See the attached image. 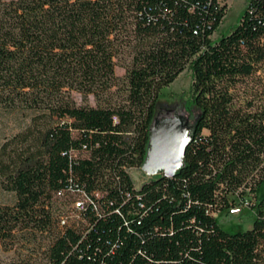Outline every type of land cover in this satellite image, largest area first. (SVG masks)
I'll use <instances>...</instances> for the list:
<instances>
[{
  "label": "trees",
  "instance_id": "obj_1",
  "mask_svg": "<svg viewBox=\"0 0 264 264\" xmlns=\"http://www.w3.org/2000/svg\"><path fill=\"white\" fill-rule=\"evenodd\" d=\"M225 9L0 0V111L22 118L0 145V189L14 197L0 205V245L44 234L37 264H264V0H247L213 40ZM183 70L193 113L182 165L136 188L129 170L144 160L160 92ZM58 197L81 202L77 222L54 220ZM240 205L250 228L220 229L213 214Z\"/></svg>",
  "mask_w": 264,
  "mask_h": 264
},
{
  "label": "rangeland",
  "instance_id": "obj_2",
  "mask_svg": "<svg viewBox=\"0 0 264 264\" xmlns=\"http://www.w3.org/2000/svg\"><path fill=\"white\" fill-rule=\"evenodd\" d=\"M221 1L224 2L226 7L225 14L216 31L211 36V39L213 40L220 35L229 33L230 30L233 29L247 0ZM122 66L123 63L119 62L114 67V74L120 79V82L124 74ZM189 84V72L183 70L172 83L161 90V98L158 101L156 116H162L164 113L176 114L190 125L191 113L193 112L189 106L187 95ZM120 93L121 91L118 90L115 95ZM72 97L76 105L82 104L78 95L73 94ZM86 104L91 107L95 106V102L91 97L87 98ZM21 125L22 118L20 115H8L0 111V145L8 140L11 135L18 132ZM129 175L136 188L150 178L140 171V169L129 170ZM263 194L264 183L258 189L257 196L260 197L263 196ZM13 200L14 197L11 193L0 189V205L9 206L13 203ZM78 212L79 210L75 206V201L72 202V199L63 197H58L56 200L54 199L52 213L54 220L59 221L60 225H66L73 221L77 222ZM214 217L216 218L220 229L227 233L248 230L252 221L251 213L243 206H241L240 212L236 215H229L227 212H222L216 214ZM48 239L49 237L44 234L36 235L35 238H33L32 235H28V233L18 234L16 242L12 246L0 245V264H11L21 261H29L30 264H37L40 259L39 253L43 251Z\"/></svg>",
  "mask_w": 264,
  "mask_h": 264
},
{
  "label": "water",
  "instance_id": "obj_3",
  "mask_svg": "<svg viewBox=\"0 0 264 264\" xmlns=\"http://www.w3.org/2000/svg\"><path fill=\"white\" fill-rule=\"evenodd\" d=\"M156 116L147 135L145 157L140 171L148 177L162 174L172 177L182 165L185 147L191 138V126L176 114Z\"/></svg>",
  "mask_w": 264,
  "mask_h": 264
},
{
  "label": "built area",
  "instance_id": "obj_4",
  "mask_svg": "<svg viewBox=\"0 0 264 264\" xmlns=\"http://www.w3.org/2000/svg\"><path fill=\"white\" fill-rule=\"evenodd\" d=\"M75 206L78 208V210H80L82 204H81V202L77 201V202H75ZM241 206H243V205L235 206V207H231V208H229V209H228L227 211H225V212H227V214H229V215H236V214H238V213L240 212V208H241ZM243 207H244V206H243ZM215 215H216V214L214 213L213 216H215Z\"/></svg>",
  "mask_w": 264,
  "mask_h": 264
},
{
  "label": "flooded vegetation",
  "instance_id": "obj_5",
  "mask_svg": "<svg viewBox=\"0 0 264 264\" xmlns=\"http://www.w3.org/2000/svg\"><path fill=\"white\" fill-rule=\"evenodd\" d=\"M157 117H158V118H157L158 120L161 118V116H157Z\"/></svg>",
  "mask_w": 264,
  "mask_h": 264
}]
</instances>
